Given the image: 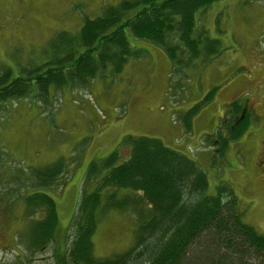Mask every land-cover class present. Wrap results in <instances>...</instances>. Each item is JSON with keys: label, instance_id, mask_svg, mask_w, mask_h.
I'll use <instances>...</instances> for the list:
<instances>
[{"label": "rangeland", "instance_id": "rangeland-1", "mask_svg": "<svg viewBox=\"0 0 264 264\" xmlns=\"http://www.w3.org/2000/svg\"><path fill=\"white\" fill-rule=\"evenodd\" d=\"M119 1L0 0V75L9 69L16 76L20 67L40 64L50 56L55 35L77 34L86 18L101 16ZM197 17L208 38L220 43L212 58H195L174 70L161 47L129 37L138 56L119 71L109 68L86 87L50 89L46 105L38 98L7 103L0 115L6 157L0 166V246L16 250L5 254L4 263L15 258L18 264H53L79 195L93 190L95 181L84 178L89 163L100 160L102 166L113 151L127 159L126 136L156 138L195 160L208 191L228 184L242 222L264 235V0H219ZM245 102L256 108V116L246 115L236 126L230 117L224 120V112L234 107L238 115L235 108ZM240 127V137H232ZM54 163L67 169L63 181L43 190L55 203L56 242L30 253L23 206L10 200L32 193L22 189L17 176L26 178L25 172ZM41 209L25 219H41ZM105 212L95 215L91 237L94 255L101 258L126 252L134 244L137 222L129 210Z\"/></svg>", "mask_w": 264, "mask_h": 264}, {"label": "trees", "instance_id": "trees-1", "mask_svg": "<svg viewBox=\"0 0 264 264\" xmlns=\"http://www.w3.org/2000/svg\"><path fill=\"white\" fill-rule=\"evenodd\" d=\"M216 1L120 0L106 6L101 16L86 18L77 34L55 35L49 41L50 56L40 64L20 67L16 76L2 70L0 115L14 100L38 98L46 105L50 89L86 87L109 68L119 71L130 57L138 56L129 37L161 47L174 70L195 58H212L220 43L208 38L197 12ZM242 128L231 136L240 137ZM123 141L129 145L127 159L120 160L113 151L102 166L100 160L89 163L84 178L95 181L93 190L79 195L59 245L63 248L54 249L53 264H264V235L242 222L228 184L221 182L210 193L196 161L156 138L126 136ZM1 149L0 166L6 159ZM18 170L23 171L13 169ZM66 171L54 163L25 172L27 180L17 176L22 189L32 193L10 201L21 202L28 218L43 209L41 219L26 220L30 252L56 242L55 203L43 190L63 181ZM115 209L137 216L134 244L112 257H97L91 239L95 215Z\"/></svg>", "mask_w": 264, "mask_h": 264}, {"label": "flooded vegetation", "instance_id": "flooded-vegetation-1", "mask_svg": "<svg viewBox=\"0 0 264 264\" xmlns=\"http://www.w3.org/2000/svg\"><path fill=\"white\" fill-rule=\"evenodd\" d=\"M253 108L254 107H252L251 105L250 106H248L247 104H245V105H243L242 107H241V109H238L237 111H239V113H238V115H236V114H234L233 112H234V107H233V109H229L228 110V112H227V117H229V116H232L235 120H236V123L237 122H239L240 121V119L241 118H243V116H244V114L245 115H253V116H256V114H254L253 113ZM254 109H256V108H254ZM235 111H236V108H235ZM241 114V115H240ZM264 154V153H263ZM0 238H2V236H1V234H0ZM3 242V239H1V243ZM45 248H46V246H42V248H41V251L43 250H45ZM27 249V248H26ZM33 249V248H32ZM15 250V248L12 246V248L11 247H6V246H4V244H2V246H0V255L2 254V256L0 257V264H4V256H5V254H7V256H8V254H12L13 253V251ZM31 249L29 248L27 251H30ZM33 251V250H32ZM31 251V252H32ZM9 252V253H8ZM30 252V253H31ZM23 254V253H22ZM16 262H18L17 260H15V258L14 259H11V261H10V263L11 264H17Z\"/></svg>", "mask_w": 264, "mask_h": 264}]
</instances>
